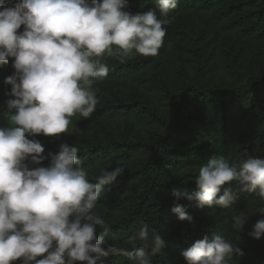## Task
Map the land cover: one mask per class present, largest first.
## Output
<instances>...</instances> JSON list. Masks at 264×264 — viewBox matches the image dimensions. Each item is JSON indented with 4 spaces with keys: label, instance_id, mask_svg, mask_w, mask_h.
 Segmentation results:
<instances>
[{
    "label": "clouds",
    "instance_id": "clouds-1",
    "mask_svg": "<svg viewBox=\"0 0 264 264\" xmlns=\"http://www.w3.org/2000/svg\"><path fill=\"white\" fill-rule=\"evenodd\" d=\"M178 3L154 0V8L132 13L125 10L128 0H15L12 5L0 0V66L13 58L15 69L4 79L14 98L6 101L8 126L0 127V264H106L102 257L110 255L129 264H153L162 252L165 241L147 223L124 241L130 247L105 246L96 235L97 228L106 233L110 227L97 203L126 166L100 168L90 182L77 146L62 142L46 156L41 142L29 137L59 138L69 133L72 117L90 118L99 103L93 85L110 70L103 57L125 63L134 54L158 55L164 25ZM45 160L48 165L40 166ZM195 184L198 191L191 194L174 191L176 201L227 208L238 191L255 192L264 201V158L213 157L199 167ZM171 211L194 226L183 205L176 203ZM257 213L264 217V206ZM246 218L233 215L232 227L241 232ZM248 235L264 236V218ZM243 254L221 232L204 235L180 253L187 264H228Z\"/></svg>",
    "mask_w": 264,
    "mask_h": 264
},
{
    "label": "trees",
    "instance_id": "trees-1",
    "mask_svg": "<svg viewBox=\"0 0 264 264\" xmlns=\"http://www.w3.org/2000/svg\"><path fill=\"white\" fill-rule=\"evenodd\" d=\"M14 3L6 0L7 5ZM154 7V0H128L125 10L136 13ZM185 9L207 12L205 26L212 41L219 38L222 53L231 51L238 61L210 67L211 51L199 45L204 41L200 34L183 33L178 39L174 19ZM168 19L158 55L134 54L125 63L103 57L110 70L93 85L99 103L90 118L74 116L69 133L36 140L46 156L57 152L62 142L77 146L90 182L100 168L126 166L123 176L105 186L97 203V213L110 226L106 233L96 229L105 246L130 247L124 241L147 223L165 241L153 264H187L180 253L204 235L218 232L244 253L228 264H264V236L257 240L248 235L264 218L257 213L264 201L255 192L238 191L227 208H200L173 196L174 191H198L199 167L213 157L230 162L246 154L264 158V0H179ZM232 34H237V47ZM190 37L194 47L188 44ZM12 63L9 58L0 66V127L8 126L6 101L14 98L11 86L4 84L15 71ZM125 84L130 92L122 98L118 89ZM74 127L81 129L79 135L71 132ZM233 187L236 190L235 182ZM176 203L193 217L194 226L171 211ZM241 213L247 218L240 232L232 227V216ZM102 259L106 264H129L125 257Z\"/></svg>",
    "mask_w": 264,
    "mask_h": 264
},
{
    "label": "rangeland",
    "instance_id": "rangeland-1",
    "mask_svg": "<svg viewBox=\"0 0 264 264\" xmlns=\"http://www.w3.org/2000/svg\"><path fill=\"white\" fill-rule=\"evenodd\" d=\"M206 13L207 12H201L196 9H185L179 16L174 19L176 29L180 30V34L177 36V38L179 39L183 33H189L191 36H198L200 34L204 41L199 42V45H207V47H209V50L211 51V63H209L210 67L212 65L219 67L224 63L225 60L226 62L238 61V59L233 57L234 53H232L231 51H229L227 54L222 53V42L219 38H217L214 42L212 41L211 34L206 31L205 20L208 16ZM220 38H222V36ZM232 41L233 44H235V47H237V34H232ZM188 44L194 47V42L191 37L188 40ZM129 92L130 91L128 84H125L121 89H118V95L122 98H126ZM71 124L69 126H71ZM37 137L43 138L46 136H44L43 134H39L35 137H31V139H37ZM230 219L231 218H229V220Z\"/></svg>",
    "mask_w": 264,
    "mask_h": 264
}]
</instances>
